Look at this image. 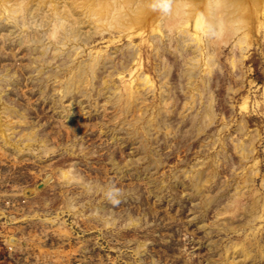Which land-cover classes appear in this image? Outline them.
Returning a JSON list of instances; mask_svg holds the SVG:
<instances>
[{"label": "rangeland", "instance_id": "rangeland-1", "mask_svg": "<svg viewBox=\"0 0 264 264\" xmlns=\"http://www.w3.org/2000/svg\"><path fill=\"white\" fill-rule=\"evenodd\" d=\"M109 35L89 40L82 55L107 44L124 48L125 37ZM255 37L236 69L225 59L232 43L222 48L206 87L212 116L200 132L191 117L199 115L202 103L183 108L187 97L181 62L166 37L159 40L161 56L140 37L131 41L154 82L146 99L149 110L136 133L109 119L112 105L105 112L101 96H77L70 109L68 101L57 100L59 82L53 75L39 81L43 74L34 70L38 60L26 45L16 38L0 44V73L4 68L14 72L9 85L0 84V106L16 109L10 112L12 122L22 120L9 145L0 149V264H264L263 27ZM159 58L171 67L168 96L175 109L160 115L165 120L156 122V129H147L146 120L158 103ZM51 62L64 67L69 61ZM67 76L65 72L60 78ZM31 131V144L19 140L17 147L12 145L22 132ZM252 133L251 148L241 157L234 144L249 146ZM42 147L51 150L45 153ZM206 161L214 172L209 178L201 171L210 168ZM64 169L73 176L61 178ZM243 178L249 183L241 196L243 209L234 218L221 214ZM204 179V187L193 188ZM113 183L125 193L118 206L106 197Z\"/></svg>", "mask_w": 264, "mask_h": 264}, {"label": "bare ground", "instance_id": "bare-ground-1", "mask_svg": "<svg viewBox=\"0 0 264 264\" xmlns=\"http://www.w3.org/2000/svg\"><path fill=\"white\" fill-rule=\"evenodd\" d=\"M151 3L152 0H0V44L12 43L16 38L17 44L26 45L29 53L38 60L34 70L39 76L43 74L39 81H47L53 75V79L59 82L57 100L61 103L68 101L70 109L79 101L75 100L77 96L83 99L93 98L94 94L101 96L104 98L103 110L107 109V104L112 105L109 119L115 120L118 126L125 124L131 127L130 132L136 133L138 128H142L139 126L142 115L149 110L146 99L153 92L154 82L137 60L139 47L132 46L131 41L140 37L141 43H149L154 54L161 56L159 40L166 37L167 43L172 44L171 51L181 62L180 81H183L187 97L183 108L189 110L197 102L202 103L199 115L191 117V120H197L195 130L200 132L204 122L207 124L212 116L208 104L210 94L206 87L222 48L232 43L231 52L225 59L231 68L236 69L243 51L256 38L258 29L264 28V0H171L172 8L167 14L153 11ZM105 34H110L113 39L125 37L124 48L121 44L112 48L107 44L102 49H90L82 55L89 40H94L95 36L103 39ZM11 54L14 55L12 51ZM70 55L73 57L69 58ZM78 55L80 60H77ZM115 57L118 59L114 63ZM58 58L69 62L64 67H59L58 63L52 65L51 61L57 62ZM155 69L160 91L158 103L150 111L151 118L146 120L147 129L154 128L156 122L165 120L162 116L170 115L175 109V100L168 96L171 67L159 58ZM65 72L68 76L60 78ZM13 77L14 72L4 68L0 73V84L9 85ZM94 82L98 83L97 87H93ZM2 92L0 86V103H3ZM205 93L208 95L204 97ZM0 108L1 149L9 145L8 139L12 137L15 124H21L22 120L12 122L10 112L16 110L13 106L5 104ZM241 108H246L245 103L241 104ZM7 123L12 125L10 132H7ZM169 130L165 128V132ZM33 133L22 132L21 139L15 140L12 145L17 147L20 140L28 146L35 140ZM254 139L255 133H252L249 146L235 143V151L244 157ZM42 150L47 153L51 149L42 147ZM153 161L156 165L157 160ZM203 163L210 168L201 171L207 178L212 177L213 168L207 161ZM201 171L195 173L196 177L202 176ZM182 173L187 175L186 170ZM253 174L256 175L257 171ZM59 175L63 179L73 176L70 169L61 170ZM242 180L234 187L230 199L222 205L221 214L234 218L243 209L245 202L241 201V196L249 183L247 178ZM205 182L207 179L201 184L196 182L193 188L199 189L198 185L204 187ZM259 216L253 215V218ZM244 251L248 256V252ZM229 264H235V261L230 260Z\"/></svg>", "mask_w": 264, "mask_h": 264}, {"label": "clouds", "instance_id": "clouds-1", "mask_svg": "<svg viewBox=\"0 0 264 264\" xmlns=\"http://www.w3.org/2000/svg\"><path fill=\"white\" fill-rule=\"evenodd\" d=\"M151 8L155 12L167 14L171 11L172 3L171 0H152ZM124 194V190L113 183L106 192V197L114 206H118Z\"/></svg>", "mask_w": 264, "mask_h": 264}]
</instances>
